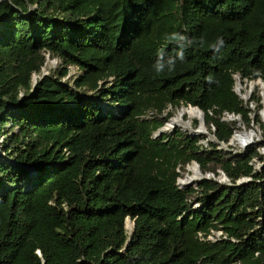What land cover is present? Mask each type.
<instances>
[{
    "label": "trees",
    "instance_id": "obj_1",
    "mask_svg": "<svg viewBox=\"0 0 264 264\" xmlns=\"http://www.w3.org/2000/svg\"><path fill=\"white\" fill-rule=\"evenodd\" d=\"M45 55L62 67L33 83ZM236 75L264 83V0H2L0 264H264L256 148L152 137L168 108H198L224 144L259 124ZM191 163L251 181L179 188Z\"/></svg>",
    "mask_w": 264,
    "mask_h": 264
},
{
    "label": "rangeland",
    "instance_id": "obj_2",
    "mask_svg": "<svg viewBox=\"0 0 264 264\" xmlns=\"http://www.w3.org/2000/svg\"><path fill=\"white\" fill-rule=\"evenodd\" d=\"M61 67H62L61 62L58 59L50 58L48 55H45V64H44V66H43V68L41 70L40 75H33V78H32L33 79V83L36 82V80L39 78V76L41 77V76L56 75ZM77 76H79V73L76 70V68L69 67L68 74H67V76L65 78L62 79V81H66V82L72 83ZM234 80H235L234 92L236 93V95L239 96L240 99L244 100V102H247V101H249L250 97L252 95H254L260 101L259 102V105H260L259 109L260 110L258 112L259 124L255 125L253 123V125L251 126L250 129H248L244 125L240 124L239 129L236 130L234 132V134L232 135V137H233L235 135V133L245 134V133H249V132H255L256 133L255 139L252 142V144H250L247 148L242 149V148H240V146L238 144H234V145L230 144V145H228V143L231 140L227 144L219 143L214 138V136L205 127V125H204V117H203V121L202 120L200 121L198 119H195V118L193 119V118H190L188 115H185V116H183L180 125H176L175 127H172V128L167 127V125L172 121V119L177 117L179 112L184 107H181V108H178V109H174V110H170V108H168L164 112V116L167 114V112H172L171 118L162 127V129H161L162 132L160 134H158V132H156V133L153 134L152 137L153 138H158L162 133H165V134H168V135H171V134L173 135L177 131H180L183 134L199 138L200 139L199 143L201 145L207 146L208 143H213V144L217 145V149L225 150L226 152L231 153L232 155L243 154V155L246 156V150L249 147H255L257 152H258V154H259V156L262 157V159L253 158L250 161V164L253 165L254 169H256L257 172H262V170L264 169V120H263L260 112L263 109V96L261 94V90H260L259 87H255L253 90L250 89V84L253 83L254 81H246V80L242 81L237 75L234 76ZM257 81H260V80H257ZM89 96H91V93H89ZM186 108H189V107H186ZM257 108H258L257 105H251L250 106V109L252 111H256ZM235 119L238 120L239 118L233 117V116H227L225 118V121H231V120H235ZM200 124H202V126H203V132L202 133L198 132V128H199ZM1 140H2V138H0V141ZM7 160L8 159L0 152V162H5ZM194 167L205 178L202 179L201 181H197V182L191 184L190 187L196 188L197 184H200L203 181L208 180V179L209 180L213 179V180H216L217 182L219 181V182H221V183H223V184H225L227 186L232 185L231 182L226 178L225 175H224V177L227 180L222 179L223 175L221 173L219 175H216V176L215 175H211V174L203 175L200 172L199 167H198V165H196V163H191V164L187 165L184 170L180 171L179 180L183 181V180H187L188 178H191L193 176L192 175V168H194ZM239 180H243L244 182H246V181L250 182L251 181L250 178H241ZM193 207L194 208H198L199 206L194 204ZM259 220H262V219H259ZM133 227H134L133 221L127 218L125 220V230H126V233H127L128 236H130L132 234ZM220 236H221V232H214V234L209 237V240L213 242L217 238H219Z\"/></svg>",
    "mask_w": 264,
    "mask_h": 264
},
{
    "label": "bare ground",
    "instance_id": "obj_3",
    "mask_svg": "<svg viewBox=\"0 0 264 264\" xmlns=\"http://www.w3.org/2000/svg\"><path fill=\"white\" fill-rule=\"evenodd\" d=\"M255 87H259L261 90V94L263 96V109L261 110L260 114L264 120V83H262L261 81H254L253 83L250 84V89L253 90ZM188 115L190 118H195L198 120H202V115L199 112V110H197L196 108H183L177 117L173 118L172 121L167 125V127L172 128L175 127L176 125H180L183 116ZM260 128V127H259ZM258 128V129H259ZM254 130V129H253ZM251 131V130H250ZM198 132L202 133L203 132V126L202 124H200L199 128H198ZM260 132V131H259ZM258 132V133H259ZM256 136L255 132H249V133H245V134H240V133H236L231 141L230 144H238L240 146V148L245 149L247 148L250 144H252V142L254 141ZM262 138V137H261ZM192 177L188 178L187 180H183L180 181V185H191L197 181H201L202 179H204L205 177H203L199 171L194 167L192 168ZM225 180V179H224Z\"/></svg>",
    "mask_w": 264,
    "mask_h": 264
},
{
    "label": "water",
    "instance_id": "obj_4",
    "mask_svg": "<svg viewBox=\"0 0 264 264\" xmlns=\"http://www.w3.org/2000/svg\"><path fill=\"white\" fill-rule=\"evenodd\" d=\"M2 0H0V2H1ZM197 110H199L198 108H196ZM199 112L201 113V115H202V121H203V117H204V114L199 110ZM162 131L160 130V131H158V134H160ZM236 134V133H235ZM232 139V138H231ZM230 139V140H231ZM228 145H230V142L228 143ZM227 180V179H226ZM219 182V181H218ZM247 183H249V181H246V182H244L243 180H237L236 181V183L234 184V185H230V186H232V187H239V186H242V185H244V184H247Z\"/></svg>",
    "mask_w": 264,
    "mask_h": 264
},
{
    "label": "clouds",
    "instance_id": "obj_5",
    "mask_svg": "<svg viewBox=\"0 0 264 264\" xmlns=\"http://www.w3.org/2000/svg\"><path fill=\"white\" fill-rule=\"evenodd\" d=\"M179 39H180V40H184L185 38H184L183 36H180ZM178 56H179L180 58H183V52H182V51L179 52V53H178ZM171 63H172V61H169V64H171ZM163 67H164V65L161 64V63H157V65H156V68H157L158 71L161 70Z\"/></svg>",
    "mask_w": 264,
    "mask_h": 264
},
{
    "label": "built area",
    "instance_id": "obj_6",
    "mask_svg": "<svg viewBox=\"0 0 264 264\" xmlns=\"http://www.w3.org/2000/svg\"><path fill=\"white\" fill-rule=\"evenodd\" d=\"M227 116H230V115H228V114H224V116L222 117V120L223 121H225V118L227 117ZM204 147H206L205 145H203ZM197 165V164H196ZM222 175H223V178L222 179H225L226 180V178L224 177V174L223 173H221ZM180 180L179 179H177V186L179 187V188H181V187H183V185H180ZM199 237H201V235L199 234ZM210 237V236H209ZM209 237H207V240H209ZM210 241V240H209Z\"/></svg>",
    "mask_w": 264,
    "mask_h": 264
}]
</instances>
